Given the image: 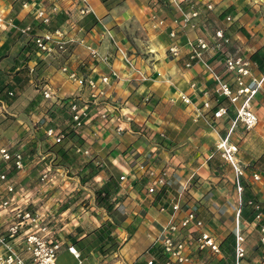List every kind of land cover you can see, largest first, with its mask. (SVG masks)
<instances>
[{"label":"crops","instance_id":"obj_1","mask_svg":"<svg viewBox=\"0 0 264 264\" xmlns=\"http://www.w3.org/2000/svg\"><path fill=\"white\" fill-rule=\"evenodd\" d=\"M21 1L0 0V10L14 24L0 28V69L9 72L17 65L12 72L19 70L30 55L26 61L28 77L17 84L21 88L12 90L10 103L0 100V147L21 149L26 160L23 169L17 170L11 162V166L1 163L0 170H5L17 184L34 187L38 186L41 171L52 165L55 156L47 149L53 142L45 136V128L52 126L67 134L73 125L65 102L71 98L80 103L89 100V90L70 79L61 70L62 65L97 81L103 76L110 77L105 100L96 104L89 101L90 116L79 132L81 149L90 152L88 155L76 152L78 165L96 156V163L102 166L93 182L81 183L77 165H52L58 168L57 179L64 175L62 180L50 189L41 186L33 189L39 202L31 209L40 206V210L47 211L55 236L64 238L57 263L76 264L66 245L72 243V238L84 239L110 220L95 204L93 189L112 174L126 177L114 195L118 209L124 214L123 222L115 230L117 247L104 255L92 249L85 261L144 264L150 256V246L158 245L161 227L171 219L172 203L178 200L183 209L195 210L203 221L202 229L214 235L219 243L231 236L223 243L229 253L221 249L219 254L207 256L212 257V264H233V217L241 204V195L239 199L235 190L234 169L220 158L216 143L227 135L234 108L215 92L200 62L185 67L187 43L199 36L211 42L215 30L222 27L229 43L220 50L209 51L206 57L217 65L234 90L232 74H225L221 66L226 54L247 56L254 63L253 72L264 73V0H191L202 12L195 29H178L179 57L168 53L172 42L168 33L175 27L172 19L180 15L168 0H122L110 8L99 0H88L92 9L84 16L77 13L76 0H28L31 6L56 3L60 12L50 28H68V36L75 40L53 58L31 49L29 37L20 34L19 27L36 20L32 13L22 9ZM208 4L212 5L211 10ZM15 5L18 9H14ZM188 6L189 1L182 3L184 11ZM153 15L164 19L166 26L159 27ZM227 16L231 21L226 20ZM87 45L97 51V56L89 54ZM40 80L52 85L61 103L43 98L37 84ZM247 83L252 85L249 79ZM182 96L188 97L189 102H184ZM221 105H227L228 111L215 119L213 112ZM249 107L259 117L258 124L250 130L238 124L230 138L238 147L236 156L244 169V192L260 204L264 219L263 91L257 93ZM100 109L107 110L106 119L99 116ZM135 163L166 170L165 185H158L153 193H148L150 180L141 172L132 174ZM256 172L260 180L252 179ZM5 194L0 183V197ZM69 211L72 212L66 220L62 216ZM242 218L248 235L247 264H264L260 259L264 247L258 241V227L252 224L254 213L251 219ZM68 219L75 222L73 228H66L73 224ZM206 253L211 254L192 253L188 264H205Z\"/></svg>","mask_w":264,"mask_h":264},{"label":"built area","instance_id":"obj_2","mask_svg":"<svg viewBox=\"0 0 264 264\" xmlns=\"http://www.w3.org/2000/svg\"><path fill=\"white\" fill-rule=\"evenodd\" d=\"M78 3L77 13L80 16L91 11L88 0H76ZM173 5L179 16L172 19L175 25L169 31V37L172 39L168 47V53L172 57H179L181 54L180 47L177 43L178 29L194 28L198 26L197 18L201 14V9L191 0H168ZM189 1L187 11L182 9V3ZM22 9H26L32 13L36 20L41 24L42 29L32 38L38 52L45 57L55 56L67 50V46L74 42L72 36H68V28H50L53 18L60 12V8L56 3L46 5L44 3L31 6L28 0L21 1ZM207 8L212 9V5L208 4ZM159 27L166 26L165 20L152 16ZM227 21H231V17H226ZM14 25L11 18H6L4 11L0 10V28L6 29ZM30 28L28 26L21 29V33L28 35ZM29 36V35H28ZM230 39L225 34L222 27L215 30L212 41L206 40L204 37H197L189 40L188 59L185 67H190L193 63H201L205 71L206 77L214 84L215 92L228 100L229 104L234 108V118L228 129L226 136L219 138L216 143V149L220 158L232 165L235 176V190L240 195L243 191L244 169L239 164L236 153L238 147L231 141V134L238 124L243 125L247 130L253 129L259 122V117L249 105L254 100L259 91H263L264 99V73L255 74L253 72V61L243 55L226 54L222 60L221 66L223 71L232 74L235 89L233 90L231 83L224 78V74L217 69V65L207 60L206 54L211 50H220L229 43ZM82 42V40H80ZM89 54L93 57L97 56V51L91 46H86ZM61 70L68 74L79 87L89 90L88 101L80 103L78 100L67 99L65 105L74 129L82 130L88 120L89 101L96 104L106 98V86L110 83L109 76H103L99 81L80 76L75 69H70L68 65H62ZM250 80L252 85L247 83ZM39 92L46 100L61 103V99L57 97L52 85L45 82L38 87ZM12 94V93H9ZM184 102L188 103L189 98L182 96ZM105 100V99H104ZM208 106V103H205ZM228 111L227 105L219 106L214 112L213 117L218 119L225 115ZM99 116L106 119L107 110L100 109ZM44 134L52 142L58 143L63 138V132L52 126L45 128ZM76 152L88 155L90 151L82 150L80 147L75 148ZM25 155L23 150L16 149L11 146L0 147V164L12 165L17 169L25 167ZM98 165L101 163L97 162ZM11 166V165H10ZM58 168L48 165L41 171L38 177V186L29 187L28 185H19L15 179L5 170H0V183L5 191V196L0 197V264H57V258L64 246V238L55 236V232L49 221L47 220L48 212L38 206L31 209V206L39 201L35 200L33 189L39 188L50 189L55 186L57 180ZM66 171V170H65ZM68 172V171H66ZM138 172L144 174L149 180L150 185L147 187L148 193H153L158 185L163 186L166 183V170H157L154 167L146 166L143 163H135L132 167V174ZM125 175L120 176V180H125ZM253 180H260L259 173L252 174ZM249 204L254 208L253 225L258 227V241L264 247V224H260L261 211L259 204L254 200H250ZM172 216L167 224L163 225L159 231L156 243L161 247L166 255L165 264H188L191 262V255L197 251H208L215 255L220 253V243L217 238L203 230V221L200 219L192 208L183 209L179 201H175L171 205ZM243 218L240 213V203L233 217L232 233L234 237V259L233 264H247L246 256L248 252V235L243 228ZM187 232V235L183 234ZM199 231L198 235L194 233ZM67 251L76 259V264H94L85 261L81 257L78 248L68 243ZM264 261V254L260 258ZM154 259L149 257L146 264H152Z\"/></svg>","mask_w":264,"mask_h":264},{"label":"trees","instance_id":"obj_3","mask_svg":"<svg viewBox=\"0 0 264 264\" xmlns=\"http://www.w3.org/2000/svg\"><path fill=\"white\" fill-rule=\"evenodd\" d=\"M99 1L103 3L107 8H110L111 6L118 4L122 0ZM156 2H160V0H156ZM14 9H18V6L15 5ZM26 26L30 28V31L28 32L29 36H27L32 42L30 45L31 49L33 48L38 51L32 37L42 29V26L38 22V20H35L32 24L19 27V32L21 35H24L21 33V29ZM29 58L30 55L25 58V63L23 64L22 68L19 70H14V72H12V70L16 68L17 65L13 66L9 72L0 69V100L5 101L6 103H10L13 98L12 90L15 87L21 88V86L17 84H21L22 80H25L28 77L29 68L27 67L26 61H28ZM79 132L80 130L74 128L67 134L63 132L64 136L61 141L58 143L53 142V144H51L47 150L54 153L55 157L52 160L53 166L77 165V175L79 176L81 183H92L94 176L97 174L100 168H102V166L96 163V156H93L90 159H87L83 164L78 165V153H76L75 147L77 146L81 148L82 146L79 141ZM120 182V177L109 174L102 185H94L93 193L95 204L97 205V207L106 212L110 220L103 222L99 227L92 230L89 234L86 235L84 239H81L80 241H77L75 238L71 239L72 244H74L80 251L82 258L86 257L88 252L92 249L94 250V252L101 255H104L111 250L116 249L117 241L115 230L124 220V214L118 209L116 204L117 199L114 198V195L119 190ZM250 200H253V198L249 197L248 194L244 192L243 185V191L241 193L240 213L241 216H244L247 219H251L254 213V208L251 204H249ZM260 222L264 223V219H261ZM230 237L231 236L229 235L225 240L228 239L229 241ZM224 241L222 243L220 242V251L222 249L225 253H229V249L226 250L223 246ZM148 251L150 253L149 257H152L154 259L152 261V264H165L166 255L159 245H156L154 247L150 246ZM144 264H146V262H144Z\"/></svg>","mask_w":264,"mask_h":264},{"label":"rangeland","instance_id":"obj_4","mask_svg":"<svg viewBox=\"0 0 264 264\" xmlns=\"http://www.w3.org/2000/svg\"><path fill=\"white\" fill-rule=\"evenodd\" d=\"M155 21V20H154ZM52 60V59H51ZM61 66V65H60ZM59 66V67H60ZM46 81L45 80H40V81H38V83L37 84H40V85H42V84H44ZM45 169V168H44ZM60 176V175H59ZM63 176L64 175H62V177L61 178H58L56 181H61L62 180V178H63ZM67 197V196H66ZM87 199V198H86ZM63 200V199H62ZM75 209V208H74ZM72 211H69V212H67L64 216H62L63 218L65 217L66 218V220H67V215H69V213H71ZM61 217V218H62ZM64 218V219H65ZM65 220V221H66ZM68 222H71V223H73V219L72 220H70V219H68ZM75 223V222H74ZM74 223L73 224H69L66 228L67 229H70V228H73L74 226ZM207 255H209V256H212V254H207L206 253V255H205V258H204V260H205V264H212V257H208ZM195 259V258H194ZM58 264V263H57Z\"/></svg>","mask_w":264,"mask_h":264}]
</instances>
